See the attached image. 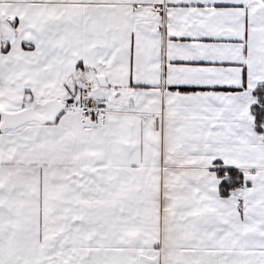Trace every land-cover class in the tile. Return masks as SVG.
Returning a JSON list of instances; mask_svg holds the SVG:
<instances>
[{"label": "snow or ice", "instance_id": "snow-or-ice-1", "mask_svg": "<svg viewBox=\"0 0 264 264\" xmlns=\"http://www.w3.org/2000/svg\"><path fill=\"white\" fill-rule=\"evenodd\" d=\"M0 264H264V0H0Z\"/></svg>", "mask_w": 264, "mask_h": 264}]
</instances>
